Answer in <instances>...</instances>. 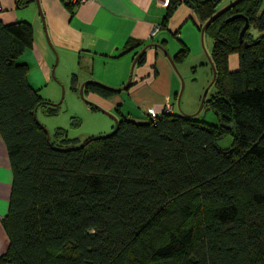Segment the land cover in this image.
<instances>
[{
  "label": "trees",
  "instance_id": "16d2710c",
  "mask_svg": "<svg viewBox=\"0 0 264 264\" xmlns=\"http://www.w3.org/2000/svg\"><path fill=\"white\" fill-rule=\"evenodd\" d=\"M221 1L184 0L200 31ZM178 3L169 0L161 29ZM236 14L249 22L242 39L245 18L228 21ZM205 34L216 78L204 104L218 123L152 108L157 120L149 109L146 121L122 114L111 132L82 141L61 127L51 135L38 119L39 110L55 116L59 104L31 86L18 62L33 28L0 21V137L13 175L0 264H264V0H242ZM189 55L183 45L175 65ZM144 62L145 53L136 66ZM71 78L94 112L104 113L90 94L121 92L89 80L82 96Z\"/></svg>",
  "mask_w": 264,
  "mask_h": 264
},
{
  "label": "crops",
  "instance_id": "0c3cea01",
  "mask_svg": "<svg viewBox=\"0 0 264 264\" xmlns=\"http://www.w3.org/2000/svg\"><path fill=\"white\" fill-rule=\"evenodd\" d=\"M0 1L2 23L25 21L33 28V46L26 49L18 62L29 67L28 80L34 88L41 90L53 87L52 83L56 84L53 75L59 71L60 78L65 80L76 74L80 80L79 87L86 81L96 79L122 89L135 54L147 47L145 62L135 66L136 80L127 89L131 90L136 84L139 89L134 92L138 96L135 103L143 105L138 99L140 89L149 92L152 88L150 93L153 99L147 103L144 115L138 113V118L146 121L149 108H154L160 114L165 108L175 111L168 88L171 83L168 58L153 45L160 44L164 48L171 46L172 58L183 45L190 52L193 50V44L198 40L194 24L198 27L200 18L191 4L177 0L179 3L168 20L167 28L163 27L166 32L160 29L151 36L154 27L163 25L168 11L166 0H84L81 3L72 0H39V4L36 0H20V4L18 0ZM171 36L177 39L178 44L172 42ZM135 46L137 48L133 49ZM229 65L231 70L238 69L237 55L230 56ZM159 68L166 70L165 78ZM119 93L124 100L116 97L100 100V96L95 94H90V97L103 108L116 105V110H122L127 99L123 95L124 90ZM12 181L7 151L0 137V256L9 245L2 219L8 212Z\"/></svg>",
  "mask_w": 264,
  "mask_h": 264
},
{
  "label": "rangeland",
  "instance_id": "374dc122",
  "mask_svg": "<svg viewBox=\"0 0 264 264\" xmlns=\"http://www.w3.org/2000/svg\"><path fill=\"white\" fill-rule=\"evenodd\" d=\"M227 1L228 0H222L218 7H225L230 3ZM194 26L198 32V40L195 44H193L194 48L191 50L189 57L183 63L177 65H174L167 57L169 60H167L168 74L170 75L171 80L168 87L171 93L170 98L172 99L176 113L196 115L207 123H218L219 119L217 114L210 109L209 106L204 104L200 110L203 96L206 95L205 99L208 100L215 93V87L212 86L213 70L209 62V54L212 48V44H210V42L212 43V40L206 34L202 37V33L198 29L197 25L194 24ZM163 32H166L165 29H163ZM171 38H173L172 42H176V44H178L175 37L171 36ZM166 51L170 54L171 46L168 47ZM163 53L165 54V52ZM163 60L166 62L165 57ZM133 62L130 64L128 79L124 86L131 78ZM106 70L107 69H105V71ZM159 70L162 71L161 75H164L165 78L167 75L166 70L163 68H159ZM136 73L137 67L134 68L132 82L136 80ZM53 76V82H56L57 85L52 83L54 84L53 87L41 89L39 94L43 98L53 101L54 104H59V106L56 107V115L46 116L42 113V110L37 112L38 119L44 123L51 135L57 127L67 130L70 138L77 137L82 141L89 137L107 134L112 131L110 130V127L115 125L114 116L119 117L122 116V114H129L134 119L140 121L138 113L140 112L144 115L147 103L153 99V94L150 93L152 92L151 87L149 92L147 89H140L141 95L138 99L141 103H143V105L135 103L138 96L134 94V92L139 89V87L135 84L130 88L131 90H124L125 93H123V95L126 97L127 103L122 106L123 109L120 114L116 110V105L106 109L103 108L100 103L92 102L89 100L90 98H88L92 104H97L103 111H105L104 113H101L100 111L94 112L85 102L82 101L79 95L72 92L71 77L66 80L63 78L61 79L59 71L55 72ZM94 80L102 85L115 88L99 80ZM120 94L121 93L116 94L115 97L124 100L123 96ZM176 94L180 95L179 99L175 98ZM99 99L105 100L101 97ZM86 100L87 98H85L84 101ZM73 117L80 119L81 124L75 125ZM145 119H148V117ZM231 141L232 137L227 136L219 141V145L221 147H226L231 143Z\"/></svg>",
  "mask_w": 264,
  "mask_h": 264
},
{
  "label": "water",
  "instance_id": "95a60500",
  "mask_svg": "<svg viewBox=\"0 0 264 264\" xmlns=\"http://www.w3.org/2000/svg\"><path fill=\"white\" fill-rule=\"evenodd\" d=\"M242 0H234V1H232V2H230L229 4H227L225 7H223V8H221L218 12H216L205 24H204V26H203V28H202V31H201V33H202V37L205 35V30H206V28H207V26L215 19V18H217L218 16H220V15H222L223 13H225L226 11H228V10H230L231 8H233L234 6H236L238 3H240ZM36 2H37V4H39V0H36ZM191 6L193 7V4H191ZM42 16V15H41ZM237 18H245V16L244 15H242V14H236V15H233L232 17H230L229 19H228V21H232V20H235V19H237ZM245 20H246V24H245V26H244V28L242 29V32H241V39H242V36L244 35V33L247 31V29L249 28V22H248V20L245 18ZM203 40V39H202ZM154 47H157V48H159L161 51H163V52H165V54H166V56L169 58V60L175 65V63H174V60H173V58H172V56L166 51V49L164 48V46H162V45H160V44H157V45H153ZM146 49H147V47L146 48H144L141 52H139L138 54H137V56L135 57V59H134V62H133V68H132V71H133V69H134V67L136 66V64H137V61L140 59V57L142 56V54L146 51ZM209 62H210V64H211V67H212V70H213V79H212V86H213V84H214V81H215V78H216V69H215V66H214V64H213V62H212V60L210 59V56H209ZM131 83H132V75H131V78H130V80H129V82L122 88V89H120V91H123V90H127L129 87H130V85H131ZM83 87H84V84H82L81 85V87H80V90H81V94H82V96H83ZM205 97H206V95H204L203 96V100H202V104H201V107H200V110L202 109V106L204 105V101H205ZM180 98V95H179V97H178V99ZM103 111V110H102ZM103 112H105V111H103ZM114 118H115V120L116 121H118L117 120V117H115L114 116ZM221 124H222V122H221ZM48 133V132H47Z\"/></svg>",
  "mask_w": 264,
  "mask_h": 264
},
{
  "label": "built area",
  "instance_id": "2783aa9c",
  "mask_svg": "<svg viewBox=\"0 0 264 264\" xmlns=\"http://www.w3.org/2000/svg\"><path fill=\"white\" fill-rule=\"evenodd\" d=\"M72 1L75 2V3H81V2H83L84 0H72ZM168 3H169V0H166V1H165V4H168ZM1 9H2V7H1V1H0V10H1ZM160 29H161L160 26H156V27H154V29H153L152 32H151V36L155 35ZM167 109H168L169 112L171 111L169 108H167ZM149 112L152 114L154 120H156V118H157V114L155 113V111H154L152 108H149Z\"/></svg>",
  "mask_w": 264,
  "mask_h": 264
}]
</instances>
